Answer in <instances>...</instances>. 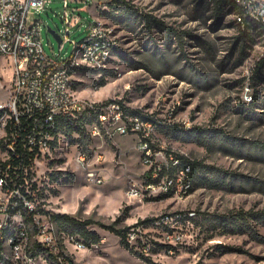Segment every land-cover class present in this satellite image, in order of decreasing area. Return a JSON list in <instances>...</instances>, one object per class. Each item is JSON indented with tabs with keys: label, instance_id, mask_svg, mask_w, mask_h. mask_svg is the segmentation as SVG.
<instances>
[{
	"label": "rangeland",
	"instance_id": "1",
	"mask_svg": "<svg viewBox=\"0 0 264 264\" xmlns=\"http://www.w3.org/2000/svg\"><path fill=\"white\" fill-rule=\"evenodd\" d=\"M62 14V0H54L52 10L29 16L57 31L64 30ZM79 14L87 21L71 29V38L80 40L96 18L114 29L117 45L104 70L79 75L76 95L121 101L128 115L154 122L156 150L197 168L191 194L180 199L145 187L136 134L63 132L36 165L43 215L135 227L134 249H127L117 235L91 225L100 243L81 250L65 243L75 263L264 264V33L242 32L227 11L217 20L205 0H92ZM42 36L48 53L52 44L59 51L47 27ZM71 48L64 43L63 53ZM247 88L251 104L244 102Z\"/></svg>",
	"mask_w": 264,
	"mask_h": 264
},
{
	"label": "built area",
	"instance_id": "2",
	"mask_svg": "<svg viewBox=\"0 0 264 264\" xmlns=\"http://www.w3.org/2000/svg\"><path fill=\"white\" fill-rule=\"evenodd\" d=\"M53 1L0 0V92L8 97L7 101L0 99V264H76L65 243L76 250L87 247L78 235L59 234L51 214L43 215L39 198L36 165L57 145L54 142L63 133L61 119L71 120L73 126L82 121L91 138L136 134L148 190L184 199L194 187L190 160L154 148L152 120L126 114L119 101H88L76 95L72 85L79 75L104 70L117 39L114 29L96 18L86 24L80 40L71 38V29L87 21L79 11L92 0H62L64 30L56 31L62 42L58 52L52 44V53H48L42 32L49 26L41 17L29 15L52 10ZM227 1L237 8L233 14L243 28L253 23L264 29V0ZM64 43H71L69 53H63ZM243 98L246 103L253 100L249 88ZM92 116L95 120L88 121ZM78 159L85 164L87 157L80 153ZM96 180L102 181L100 177ZM131 195L142 192L133 190ZM134 228L127 232L133 247Z\"/></svg>",
	"mask_w": 264,
	"mask_h": 264
},
{
	"label": "trees",
	"instance_id": "3",
	"mask_svg": "<svg viewBox=\"0 0 264 264\" xmlns=\"http://www.w3.org/2000/svg\"><path fill=\"white\" fill-rule=\"evenodd\" d=\"M207 3L212 4L214 9H215V15H217V20L220 19L221 15L224 14L225 11L230 12V13H235L236 11V7L235 5H233L231 2L227 1V0H221V1H208ZM142 16V15H141ZM145 19V21L149 22V21H154L155 24H159L160 21H158L157 19H154L153 17H151L150 15H146L143 17ZM235 23H237V25L240 27L242 32L247 31L250 28H257L259 29V31L261 33H264V29L259 28V26L257 25H253V23H246V27L243 28L240 23L237 22L236 18L234 19ZM176 33V32H173ZM264 61H261L259 63L258 66V70L260 69L261 65L263 64ZM111 101H106V103H109ZM121 104L122 102L119 101ZM253 103V102H251ZM249 103V104H251ZM123 105V104H122ZM124 107V105H123ZM125 109V108H124ZM125 113H127L126 109H125ZM133 115H137V114H133ZM143 119L149 120V118H145L142 117ZM95 120V117L92 116V118L88 119V121H93ZM61 128L63 130V132H78L81 134H87V130L83 124L82 121H79L77 123L76 126H73L71 124V120H63L61 119ZM57 144V141L54 142V145ZM183 157V156H181ZM185 158V157H183ZM192 166H193V173H194V184H195V172H196V168H197V163L195 161H189ZM30 175L33 176V173H30ZM12 176V175H11ZM31 177V176H30ZM35 185H37V182H35ZM51 220L56 224V226H58L60 229L67 231L68 233L74 234V235H78L80 238L84 239L85 242L91 246L93 244H98L101 242V236L94 230V229H90L89 227L91 225H99L100 227H102L105 230H108L112 233H114L115 235H117L121 240H120V244L122 247H125L127 249H134V247L127 241V232L129 231V229L131 227H126V228H117L115 224H105V223H101L99 221H95L93 219H85L82 220L79 217H77L76 215H71L69 213H51ZM145 221H149V219L145 220ZM156 245H159L161 248H164L163 245L159 244V243H155ZM141 257L143 259H147V257H145L144 255L141 254ZM2 258V254H1V248H0V259Z\"/></svg>",
	"mask_w": 264,
	"mask_h": 264
},
{
	"label": "water",
	"instance_id": "4",
	"mask_svg": "<svg viewBox=\"0 0 264 264\" xmlns=\"http://www.w3.org/2000/svg\"><path fill=\"white\" fill-rule=\"evenodd\" d=\"M48 31L55 37L59 44L62 42V39L60 35L56 32V30L52 29L51 27H48Z\"/></svg>",
	"mask_w": 264,
	"mask_h": 264
}]
</instances>
